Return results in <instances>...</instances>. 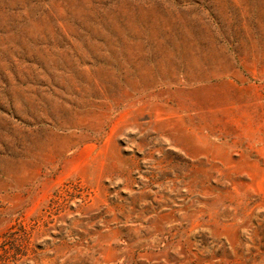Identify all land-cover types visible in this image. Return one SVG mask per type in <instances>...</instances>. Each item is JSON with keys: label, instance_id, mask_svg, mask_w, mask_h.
<instances>
[{"label": "rangeland", "instance_id": "obj_1", "mask_svg": "<svg viewBox=\"0 0 264 264\" xmlns=\"http://www.w3.org/2000/svg\"><path fill=\"white\" fill-rule=\"evenodd\" d=\"M0 264H264V0H0Z\"/></svg>", "mask_w": 264, "mask_h": 264}]
</instances>
